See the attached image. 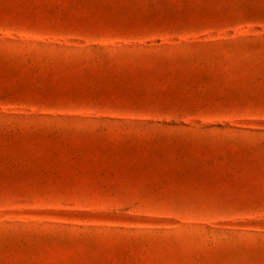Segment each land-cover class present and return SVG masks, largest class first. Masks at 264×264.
Here are the masks:
<instances>
[{
    "label": "rangeland",
    "instance_id": "1",
    "mask_svg": "<svg viewBox=\"0 0 264 264\" xmlns=\"http://www.w3.org/2000/svg\"><path fill=\"white\" fill-rule=\"evenodd\" d=\"M216 2L0 0V264H264V3Z\"/></svg>",
    "mask_w": 264,
    "mask_h": 264
},
{
    "label": "snow or ice",
    "instance_id": "2",
    "mask_svg": "<svg viewBox=\"0 0 264 264\" xmlns=\"http://www.w3.org/2000/svg\"><path fill=\"white\" fill-rule=\"evenodd\" d=\"M213 7H219L216 0H209ZM264 3V0H262ZM164 9H176L186 7V0H163L161 5ZM248 0H224L222 11L225 13H235L243 16L248 8ZM261 19L264 20V8H262ZM260 109L264 112V95H262L260 100ZM261 120H264V115H262ZM264 148V144L261 145ZM261 205L264 207V193L261 195ZM261 218L264 219V213H262ZM179 219V218H177ZM128 264H160L158 261H133L130 260Z\"/></svg>",
    "mask_w": 264,
    "mask_h": 264
}]
</instances>
